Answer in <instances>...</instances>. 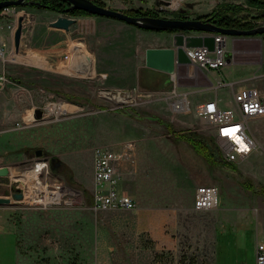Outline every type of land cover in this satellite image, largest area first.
I'll return each instance as SVG.
<instances>
[{"label": "rangeland", "instance_id": "obj_1", "mask_svg": "<svg viewBox=\"0 0 264 264\" xmlns=\"http://www.w3.org/2000/svg\"><path fill=\"white\" fill-rule=\"evenodd\" d=\"M157 1L125 0L121 11L144 8L166 17L182 12L175 5L172 12H160ZM239 4L248 6L245 0ZM247 14L253 18L261 11ZM5 26L13 58L4 63L10 82L0 91V156L18 164L14 178L27 183L33 179L25 173L39 159H48L50 181L70 186L74 197L72 204L48 207L21 200L3 205L28 258L38 264H256L257 243L264 242V195L244 182L252 180L258 191L264 186V117L250 122L260 147L235 162L237 170L213 166L179 135L198 131L210 138L213 127L199 115L187 117L165 102L153 104L137 90L117 101L97 78L73 70L78 49L36 66L31 51L16 52L14 38L10 42L18 23ZM99 33V63L116 77L135 36L111 22L102 23ZM53 41L63 39L54 36ZM50 103L69 109L52 112ZM38 108L48 110L41 119ZM99 147L120 153L119 186L136 201L134 209L96 211L89 204V197L95 199ZM53 157L62 161L57 171L51 167ZM204 185L220 189L214 209L195 208L197 189Z\"/></svg>", "mask_w": 264, "mask_h": 264}, {"label": "crops", "instance_id": "obj_2", "mask_svg": "<svg viewBox=\"0 0 264 264\" xmlns=\"http://www.w3.org/2000/svg\"><path fill=\"white\" fill-rule=\"evenodd\" d=\"M103 1L118 10L125 7V0ZM224 1L241 3L244 0H173L188 18L209 14ZM63 14L33 6L11 7L1 13L0 45L3 41L8 45L5 25L9 22L16 25L24 16L21 50L34 54L29 58L37 62L36 66L43 68V59H60L66 51L78 49L76 53L80 57L72 62L76 73L94 76L105 89L146 93V100L153 101V104L165 102L175 112L187 117L193 112L195 116L199 115V108L210 100L217 101L223 109H235V95L245 87L258 88L264 94V34L226 37L227 64L219 69H202L191 61L186 50L198 46L214 50L215 33L149 30L109 17L69 14L65 15L77 21L66 31L51 25ZM104 22L129 29L136 39L130 56L122 57L125 62L118 65L121 73L116 77H112L111 71L103 64L100 65L97 56L96 46L98 40L102 41L99 26ZM54 36H60L63 41H53ZM189 37L200 38L201 44ZM13 38L14 32H11L10 42ZM85 51L88 57L82 56ZM167 63L170 68L166 67ZM5 67L1 62L0 72ZM177 103L183 107L179 111L175 109ZM0 166H9L12 173L0 177V196H12L18 180L14 178V172H19V165L0 156ZM120 188L127 193L123 184ZM7 216L8 208L0 206V264H38L25 254L20 233L16 227L7 224Z\"/></svg>", "mask_w": 264, "mask_h": 264}, {"label": "built area", "instance_id": "obj_3", "mask_svg": "<svg viewBox=\"0 0 264 264\" xmlns=\"http://www.w3.org/2000/svg\"><path fill=\"white\" fill-rule=\"evenodd\" d=\"M9 8L4 9V11ZM226 37L215 36V48L207 46L189 47L186 52L193 63L202 69H219L227 64ZM0 58L6 63L11 56L5 41L0 45ZM10 82L6 71L0 72V91ZM236 108L223 109L215 100H210L199 108V116L213 127V136L218 142L223 156L230 162H241L250 157L260 144L251 132L250 122L264 117V94L255 87L240 89L236 95ZM55 103H50V111ZM183 107L177 103L176 110ZM44 110V114H47ZM120 161L118 151L99 147L95 152L94 179L95 199L92 205L96 211L108 209H134L136 201L130 195L120 191ZM42 166L32 184L25 180L16 182L15 188H20L24 194L21 200L26 204L48 207L50 205L72 204V188L64 183L52 182L49 179L50 162L46 158L39 159L35 167ZM220 189L216 185H204L197 189L195 208L197 210L214 209L219 204ZM256 264H264V242L256 246Z\"/></svg>", "mask_w": 264, "mask_h": 264}, {"label": "water", "instance_id": "obj_4", "mask_svg": "<svg viewBox=\"0 0 264 264\" xmlns=\"http://www.w3.org/2000/svg\"><path fill=\"white\" fill-rule=\"evenodd\" d=\"M71 6L66 9L67 12L74 9L84 10L93 15H99L109 18H114L122 20L131 25H135L139 28L149 29V30H181V31H202L215 34H222L225 37L228 36H242V35H257L264 34V23H261L252 29H240V28H225L222 27L210 19L203 20L201 18H176V17H166V16H133L125 11H121L109 6H103L98 4L94 0H68ZM30 0H0V10L15 6H30ZM157 5L160 6V12H172L174 2L173 0H158ZM164 6V7H163ZM177 8L178 6L175 5ZM184 12V10H181ZM76 19L68 15H60L56 20H54L51 25L59 29H65L69 31L71 25L76 23ZM24 28V16L19 18L18 26L14 32V45L16 52H20L22 44V34ZM190 40L196 41V43L201 44L200 38L189 37ZM167 68H170V63H167ZM110 92H118V90H110ZM36 117L41 119L44 117L43 109L38 108L36 110ZM44 154L42 149L37 150V156L41 157ZM62 164V161L58 157H53L51 159V167L55 170V166ZM11 168L9 166H0V177L11 176ZM15 191L12 196H0V206L11 205L14 200H22L24 194L20 188H14Z\"/></svg>", "mask_w": 264, "mask_h": 264}, {"label": "trees", "instance_id": "obj_5", "mask_svg": "<svg viewBox=\"0 0 264 264\" xmlns=\"http://www.w3.org/2000/svg\"><path fill=\"white\" fill-rule=\"evenodd\" d=\"M30 6L45 8L48 10H53L60 13L69 14L72 16L77 15H93L87 11L74 9L69 12L66 11L68 7L71 6V3L68 0H30ZM98 4L106 6V3L103 0H94ZM248 6L241 5L235 2L224 1L214 9L213 12L209 14H203L197 18L203 20L210 19L212 22L225 27V28H240V29H252L260 25L259 21L264 20V0H245ZM250 9H257L261 11V15L257 17L250 18V15H245V12ZM3 10H0V18ZM126 13L133 16H159L158 12H153L148 9L138 8V9H129L125 11ZM241 15V16H240ZM177 18H187L182 12ZM169 31H178V30H169ZM185 140H187L195 150L201 154L211 165L213 166H222L229 165V167L237 170L235 162H227L223 158L222 151L219 145L216 143L214 136L211 135L210 138H206L200 132H192L190 134H185L180 132V134ZM244 184L248 189L253 190L254 192H259L261 195H264V186L258 191L255 188V185L252 180L245 179ZM89 204L93 205V200L89 197Z\"/></svg>", "mask_w": 264, "mask_h": 264}, {"label": "bare ground", "instance_id": "obj_6", "mask_svg": "<svg viewBox=\"0 0 264 264\" xmlns=\"http://www.w3.org/2000/svg\"><path fill=\"white\" fill-rule=\"evenodd\" d=\"M83 51V50H82ZM87 56L88 57V54L86 53V51L82 54V56ZM18 59H20L21 61H22V59L21 58H18ZM24 61V60H23ZM106 91H108V90H106ZM105 91V92H106ZM116 91V90H115ZM109 95H111L112 97H115L116 98V100L118 99V100H125V97L126 96H132V94L130 93V92H128V91H120V90H118V92H110L109 91ZM125 95V96H124ZM129 97H127V98H129ZM115 98H112V99H115ZM117 100V101H118ZM52 109H53V111L54 110H56V109H59V110H66V109H69V105H67V108H66V106L64 107L63 105H57V104H55L53 107H52ZM41 165L39 166V167H34L33 169H30V170H28L26 173H25V175L28 177V178H32L33 180L32 181H30V180H28V183L29 184H32L33 183V181H34V179L37 177V174L40 172V169H41Z\"/></svg>", "mask_w": 264, "mask_h": 264}, {"label": "flooded vegetation", "instance_id": "obj_7", "mask_svg": "<svg viewBox=\"0 0 264 264\" xmlns=\"http://www.w3.org/2000/svg\"><path fill=\"white\" fill-rule=\"evenodd\" d=\"M161 15V14H160ZM185 15V14H184ZM177 18V17H176ZM62 164H59L55 166V171L59 170Z\"/></svg>", "mask_w": 264, "mask_h": 264}]
</instances>
